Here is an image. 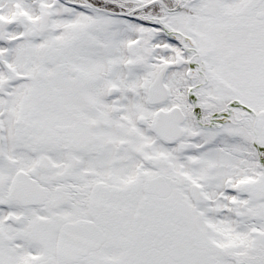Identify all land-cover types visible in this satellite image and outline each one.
I'll return each mask as SVG.
<instances>
[{
    "label": "snow or ice",
    "instance_id": "1",
    "mask_svg": "<svg viewBox=\"0 0 264 264\" xmlns=\"http://www.w3.org/2000/svg\"><path fill=\"white\" fill-rule=\"evenodd\" d=\"M0 264H264V0H0Z\"/></svg>",
    "mask_w": 264,
    "mask_h": 264
}]
</instances>
